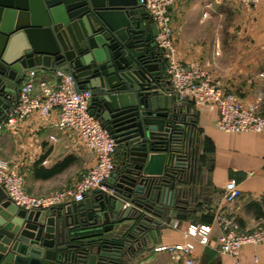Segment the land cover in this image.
<instances>
[{
  "label": "water",
  "instance_id": "95a60500",
  "mask_svg": "<svg viewBox=\"0 0 264 264\" xmlns=\"http://www.w3.org/2000/svg\"><path fill=\"white\" fill-rule=\"evenodd\" d=\"M157 32L139 0H0V121L29 69L69 74L117 143L119 196L26 209L0 185V264H111L173 205L188 134Z\"/></svg>",
  "mask_w": 264,
  "mask_h": 264
},
{
  "label": "crops",
  "instance_id": "0c3cea01",
  "mask_svg": "<svg viewBox=\"0 0 264 264\" xmlns=\"http://www.w3.org/2000/svg\"><path fill=\"white\" fill-rule=\"evenodd\" d=\"M169 10L179 60L195 61L203 66L208 63L209 69L205 68L212 78L221 82L224 91L235 93L244 104H253L264 113V0H257L249 9L241 7L240 19L245 32L254 39L241 42L242 54L237 57H231L228 51L223 54L226 58L222 56L221 47H233L228 37L222 40L221 46L219 42L223 20L227 26L233 18L232 2L175 0ZM162 62L165 69L163 59ZM43 72L46 76L53 74V70ZM178 103L184 104L179 100ZM180 115L185 116V125L190 130L189 151L199 159L198 170L193 171L192 177L187 171L189 183L180 186L178 197L186 198L188 213L179 218L171 209V214L167 210L161 216H154L159 223L137 238L134 252L124 258L125 264H173L167 252L154 248L185 241L184 231L190 223L211 227L206 245L193 241L192 256L198 264H264V242L244 244L237 262L216 248L220 216L230 217L236 227L245 230L255 228L263 218L264 131L219 129L214 124L215 109L193 107L190 111L182 110ZM56 117L55 112L44 118L33 113L14 126L0 130V158L23 175L24 189L32 195L72 185L94 162V155L74 132L55 126ZM191 117L198 133L193 134L188 120ZM230 178L237 182L240 196L227 203L223 193Z\"/></svg>",
  "mask_w": 264,
  "mask_h": 264
},
{
  "label": "built area",
  "instance_id": "2783aa9c",
  "mask_svg": "<svg viewBox=\"0 0 264 264\" xmlns=\"http://www.w3.org/2000/svg\"><path fill=\"white\" fill-rule=\"evenodd\" d=\"M174 1L139 0L157 26L155 42L165 63L170 92L181 102L192 100L199 108L215 109L217 116L214 124L219 129L264 131V113L259 112L255 105L244 104L234 93L224 91L221 83L203 70L198 62L183 63L179 60L169 10ZM236 1L249 9L257 0ZM43 70L32 68L26 72L18 87L17 102L0 121V130L14 126L33 113L44 118L55 112V126L74 132L81 144L94 155V162L72 185L43 195H32L24 189L23 175L0 158V185L12 202L26 209H50L64 202L83 200L97 192L118 198L108 182L116 168L114 153L117 143L89 114L91 91L87 88L76 91L72 77L61 70H53L51 76L44 75ZM51 138L55 136L51 135ZM186 140L189 151L188 137ZM239 196L237 182L233 178L228 179L224 185V201L232 203ZM130 205L129 201H125L123 207ZM219 226L221 230L216 248L231 256L235 262L244 244L264 242V214L261 222L251 230L236 227L232 219L225 215L220 216ZM210 233L209 225L190 223L184 231L185 241L160 244L154 249L167 252L173 264H198L192 256L193 241L206 245Z\"/></svg>",
  "mask_w": 264,
  "mask_h": 264
},
{
  "label": "rangeland",
  "instance_id": "374dc122",
  "mask_svg": "<svg viewBox=\"0 0 264 264\" xmlns=\"http://www.w3.org/2000/svg\"><path fill=\"white\" fill-rule=\"evenodd\" d=\"M230 2H232V6H233V8H234V10H233V18H232V21H231V19H228V21L230 20L231 22H229L228 24H227V26H226V23L224 22L225 20H223V22H222V27H221V30H220V32H219V42H220V46H221V44H222V40L224 41V39H225V37H228V40L230 41V42H232L233 43V47L232 48H225V46H223V47H221V53H222V56H226V55H223L224 54V52H229V53H231L232 54V56L231 57H237V56H239V55H241L242 54V49L241 48H239L240 47V45L241 46H243L242 44L243 43H241V42H243V41H248L249 39H254V38H252L251 36H250V34H249V32H245V27H244V25H243V23H242V21H241V17H240V10H241V7L242 8H245V6L243 5V4H241L240 2H238V1H236V0H231ZM245 10V9H244ZM171 16V15H170ZM247 19H249V17L247 18ZM171 23H172V18H171ZM244 23L245 24H247L246 22H245V20H244ZM227 27V28H226ZM226 28V29H225ZM209 51V49L207 50V52ZM213 51V50H212ZM206 57H208V56H206ZM231 57H228V58H231ZM226 58V57H225ZM206 59V58H205ZM200 64V66H201V68L203 69V70H205L208 74H209V72L207 71V69L205 68V66H207V68L209 69V65H208V63L207 64H205V66H203L201 63H199ZM214 79V78H213ZM215 80H217V79H215ZM218 82H220L219 80H217ZM221 83V82H220ZM222 85V84H221ZM233 93V92H232ZM235 94V93H234ZM236 95V94H235ZM238 97V96H237ZM188 102H190L192 105H193V107H194V109H199V106H196L195 104H194V102L191 100V101H187V102H184V103H188ZM185 118V116L183 117V121L185 120L184 119ZM188 120H190L191 122H192V117H191V119L189 118ZM189 121V122H190ZM187 132V134L189 135V133H190V130H189V128H188V130L186 131ZM175 178V177H174ZM174 186H175V188L176 187H180L181 185L180 184H177L176 182H175V180H174ZM181 194V190L180 191H178L177 192V194H176V196H179ZM176 196H175V198H176ZM174 198V199H175ZM133 247H134V243H133V245H132ZM128 249V248H127ZM129 255V250L127 251H125L121 256H120V258H125L126 256H128Z\"/></svg>",
  "mask_w": 264,
  "mask_h": 264
},
{
  "label": "trees",
  "instance_id": "16d2710c",
  "mask_svg": "<svg viewBox=\"0 0 264 264\" xmlns=\"http://www.w3.org/2000/svg\"><path fill=\"white\" fill-rule=\"evenodd\" d=\"M177 108H180V112H182V110L190 111L193 108V105L190 102L184 103V104L179 103ZM180 112H179V114H180ZM191 124H192L193 134L195 132L198 133L197 127L194 124V120H192ZM192 131H191V133H192ZM185 148H186V142L184 141V148L182 149V153L186 154L185 157H186V161L188 162V164L182 168L176 169V171L173 172L175 174V176H174L175 178H172L175 180V182L177 184H180V185H185L186 183H189V181H190V180H188L189 179V176H188L189 173L191 174V177H192L193 171L198 170V166H199V159L198 158L195 159L196 155L194 156V152L193 151H187V148L186 149ZM114 155H115V159H116V163H117L116 152L114 153ZM187 171H189V173ZM170 209L174 210L177 217H179V218L180 217H186V215L188 213L186 198H184V196L183 197L177 196V198H175L173 205L171 207H169V206H167L165 208L162 207L161 209L158 210L159 216H161L162 214H165L167 212V210L169 212ZM149 227H151V226H149ZM134 243H137V241H135ZM128 250H129V255H130L134 252V247L131 245L127 249V251ZM111 264H125V259L119 258L118 260H116L115 262H113Z\"/></svg>",
  "mask_w": 264,
  "mask_h": 264
}]
</instances>
